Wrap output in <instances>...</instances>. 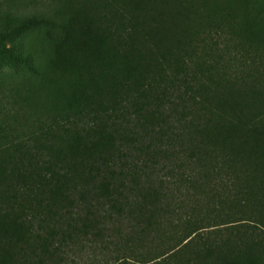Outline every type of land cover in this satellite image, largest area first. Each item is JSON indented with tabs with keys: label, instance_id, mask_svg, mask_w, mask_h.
Segmentation results:
<instances>
[{
	"label": "trees",
	"instance_id": "trees-1",
	"mask_svg": "<svg viewBox=\"0 0 264 264\" xmlns=\"http://www.w3.org/2000/svg\"><path fill=\"white\" fill-rule=\"evenodd\" d=\"M21 3L0 264H264V0Z\"/></svg>",
	"mask_w": 264,
	"mask_h": 264
},
{
	"label": "rangeland",
	"instance_id": "rangeland-1",
	"mask_svg": "<svg viewBox=\"0 0 264 264\" xmlns=\"http://www.w3.org/2000/svg\"><path fill=\"white\" fill-rule=\"evenodd\" d=\"M16 3L20 4L21 0H16ZM21 5H23L21 3ZM48 30H43L46 33ZM61 36V32L57 33ZM55 36H58V35ZM22 38V43H29V38H26L27 34ZM10 45L0 46V110H3L7 106V99H4V93L11 91V85L14 81H29L31 80V71L24 62H16L13 59V53L20 52L22 56H26L25 52H22V46L17 45L14 52L9 50ZM7 98V97H6Z\"/></svg>",
	"mask_w": 264,
	"mask_h": 264
}]
</instances>
